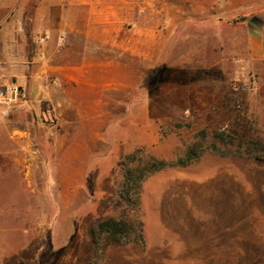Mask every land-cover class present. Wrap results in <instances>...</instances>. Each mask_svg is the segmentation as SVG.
Returning <instances> with one entry per match:
<instances>
[{
    "label": "rangeland",
    "instance_id": "374dc122",
    "mask_svg": "<svg viewBox=\"0 0 264 264\" xmlns=\"http://www.w3.org/2000/svg\"><path fill=\"white\" fill-rule=\"evenodd\" d=\"M135 1L147 7V60L66 61L53 46L38 64L61 104L29 125V147L52 168L66 160L67 197L59 174L45 167L27 185L4 158L0 264H264V61L245 38L264 0ZM76 66L80 87L58 72ZM131 154L134 166L161 163L139 189L141 242L116 194ZM109 217L129 223L120 241L97 227Z\"/></svg>",
    "mask_w": 264,
    "mask_h": 264
},
{
    "label": "crops",
    "instance_id": "0c3cea01",
    "mask_svg": "<svg viewBox=\"0 0 264 264\" xmlns=\"http://www.w3.org/2000/svg\"><path fill=\"white\" fill-rule=\"evenodd\" d=\"M144 4L135 0H0V91L4 79H29L27 88H21L17 104L0 106V173L4 172L6 158L29 185L34 182V174L46 167L48 173L59 174L52 180L60 199L62 190L66 199V160L62 166L60 159L52 168L50 163L42 162L41 151L29 147L31 141L35 142L29 125L61 104L51 100L49 88L42 81L48 71L43 66L38 68V64L52 58L53 46L59 58L66 61L115 63L130 61L133 56L147 60V49L152 43L148 39ZM257 6L264 8L260 3ZM249 17L245 22L249 44L246 54L252 61L261 62L264 61V9H254ZM132 33L136 36L132 37ZM74 69L75 74L62 67L58 72L80 87L85 82L83 70L78 66ZM53 154L67 158L66 151L50 153Z\"/></svg>",
    "mask_w": 264,
    "mask_h": 264
},
{
    "label": "trees",
    "instance_id": "16d2710c",
    "mask_svg": "<svg viewBox=\"0 0 264 264\" xmlns=\"http://www.w3.org/2000/svg\"><path fill=\"white\" fill-rule=\"evenodd\" d=\"M137 153H139V151H137ZM134 162V154L126 155L123 159L119 161L118 167L119 171H121L122 181L116 186V194L118 204H124L133 210V225L138 228V238L141 242L142 223L137 217L139 208V189L142 181L146 177L160 169L161 163H158L152 158H147V160L144 162L145 167L139 164L137 166H134ZM148 165L152 167L150 171L148 170V168H150ZM97 227L100 231L105 232L115 241H120L121 235L125 234V231L130 229L129 223H127V221L123 219L116 220L112 217H109L105 221L98 223ZM123 239V242L125 243L135 242V240H132L129 237H124Z\"/></svg>",
    "mask_w": 264,
    "mask_h": 264
},
{
    "label": "built area",
    "instance_id": "2783aa9c",
    "mask_svg": "<svg viewBox=\"0 0 264 264\" xmlns=\"http://www.w3.org/2000/svg\"><path fill=\"white\" fill-rule=\"evenodd\" d=\"M41 41H44V38ZM20 95L18 86L14 84L2 86V90L0 91V106L10 107L16 104L20 99Z\"/></svg>",
    "mask_w": 264,
    "mask_h": 264
},
{
    "label": "water",
    "instance_id": "95a60500",
    "mask_svg": "<svg viewBox=\"0 0 264 264\" xmlns=\"http://www.w3.org/2000/svg\"><path fill=\"white\" fill-rule=\"evenodd\" d=\"M19 92L21 93V90L19 89Z\"/></svg>",
    "mask_w": 264,
    "mask_h": 264
}]
</instances>
